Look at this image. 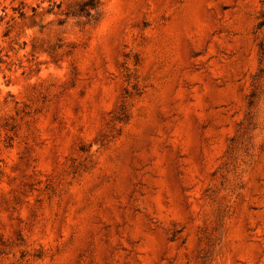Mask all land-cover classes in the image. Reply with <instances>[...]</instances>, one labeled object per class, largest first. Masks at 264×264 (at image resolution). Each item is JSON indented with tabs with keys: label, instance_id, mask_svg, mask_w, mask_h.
Listing matches in <instances>:
<instances>
[{
	"label": "rangeland",
	"instance_id": "374dc122",
	"mask_svg": "<svg viewBox=\"0 0 264 264\" xmlns=\"http://www.w3.org/2000/svg\"><path fill=\"white\" fill-rule=\"evenodd\" d=\"M0 264H264V0H0Z\"/></svg>",
	"mask_w": 264,
	"mask_h": 264
}]
</instances>
